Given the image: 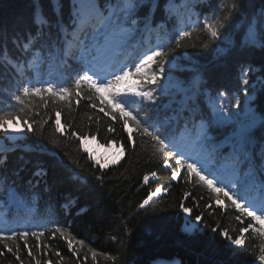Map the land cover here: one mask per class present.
Returning <instances> with one entry per match:
<instances>
[{
  "label": "snow or ice",
  "instance_id": "6c2138e0",
  "mask_svg": "<svg viewBox=\"0 0 264 264\" xmlns=\"http://www.w3.org/2000/svg\"><path fill=\"white\" fill-rule=\"evenodd\" d=\"M49 3L56 14L54 21L47 18L41 5L34 4L32 23L36 26L35 34L22 30L25 25L23 16H19L12 26L11 38L20 47L21 57L10 59L9 64L23 81L10 93L11 101L18 107L0 111V138L7 142L0 147V193L7 196L11 204L24 203L19 199L21 196L35 203L36 186L41 181L48 183L49 169L43 162L36 161L29 170L27 165L33 162L25 161L9 172L7 154L21 147L17 142L22 133L43 136L46 125L52 128L49 139L53 144L59 146L60 137L77 142L83 152L89 153L88 160L99 171L110 163L119 162V157L111 160L107 156L98 158L88 149L87 142L90 138L95 139V135L80 131L72 117L73 103L78 107L81 100H86L89 108L115 122L108 124L109 133L117 131L116 125L127 133V143L119 145L121 155L128 149L134 155L138 149L142 150L151 160L170 169L172 180L183 179L206 186L217 194L214 197L216 204L237 213L235 220L241 227L235 237L227 229L218 231L219 225L212 227L211 232L224 237L230 247L240 249L246 247L245 234L251 232L253 237L261 240L257 259L264 264V140H258L255 135L258 130L264 133V108L255 103L259 96H264V75L253 79L257 66H242L238 89L231 94L218 91L209 97L211 115L206 117L195 105L196 97L201 95L202 79L210 69L182 68L177 57L179 50L189 46L209 49L213 45H216L212 50L217 59L224 63L238 55L256 52L264 55V9L252 16L240 40L234 42L228 38L226 29L243 11L244 0H221L211 17L198 16L195 23L177 17L178 25L173 26L175 31L171 34L167 30L161 33L163 21L154 25L155 11L161 0H104V6L100 0H71L67 21L61 14L63 0H49ZM181 5L188 12L195 9L191 0H164L163 10L171 18ZM141 10L144 11L142 16ZM194 33H204L206 38L199 44L193 43ZM153 35L157 39L154 45L150 43ZM6 38H9L8 27L0 22V39ZM196 39L200 40V37ZM21 40L24 41L22 44L19 43ZM174 70L191 74L184 82H174L170 75ZM259 71L264 73V65L259 66ZM173 90L183 93L185 98L176 107L165 106L162 97L171 98ZM37 97L39 102L34 105ZM40 107L46 110L43 114L36 111ZM65 109L70 119L62 121ZM10 123L14 125L11 128L8 127ZM230 124L235 127L229 136L217 139L213 135L219 126ZM28 173V191L20 193L17 181H22ZM10 176L13 179L10 180ZM150 176L155 177L156 172L143 175L145 185ZM93 178L103 181L102 175L93 174ZM80 179L79 173H60L55 182H78ZM52 187L54 185H49V190ZM164 191L162 185L155 187L138 208L145 209ZM220 194L230 203H226ZM183 195L187 200L192 194L185 191ZM184 200H181L180 208L190 216L192 209ZM74 203L65 202L64 207L70 208ZM206 207L211 209L212 204ZM202 219V214L197 215L195 222L199 224ZM50 222L54 226L49 237L54 239L59 234L76 258V264H85L89 253L93 261L102 255L107 260H117L115 256L87 247L84 240L74 237L58 221ZM204 227L208 228V225ZM185 231L192 245L200 243L196 235L200 231L198 227L186 223ZM30 235L37 241L34 247L39 248L44 230L18 231L5 222L0 227V258L10 254L17 264H24L22 241L28 257L35 264H42L39 255L29 246ZM44 247L47 256L48 246ZM84 248L87 250L81 256ZM55 255L60 258V264L64 258L58 250ZM43 264L52 262L45 260Z\"/></svg>",
  "mask_w": 264,
  "mask_h": 264
},
{
  "label": "trees",
  "instance_id": "16d2710c",
  "mask_svg": "<svg viewBox=\"0 0 264 264\" xmlns=\"http://www.w3.org/2000/svg\"><path fill=\"white\" fill-rule=\"evenodd\" d=\"M100 3L104 6V0H100ZM191 3L195 4L193 11L188 12L181 5L176 15L169 18L163 10L164 0H161L160 7L155 11L154 25L163 21L161 33L167 30L171 34L175 31L173 26L178 25L177 17L184 18L187 23H195L198 16L211 17L218 10L221 0H191ZM34 4L42 6L49 20L56 19L49 0H0V22L7 25L9 37L0 39V111L18 107L10 99V93L23 81L9 64L10 59L21 57L20 47L11 38L12 26L19 16H23L25 25L22 30L25 33L30 31L35 34L36 26L32 23ZM70 7L71 0H63L61 14L65 21L69 18ZM262 9H264V0H244L243 11L235 16L231 27L226 29L228 38L238 42L252 16L258 15ZM143 14L144 11L141 10L140 15ZM197 36L200 40L196 39ZM205 38L204 33H194L192 42L199 44ZM23 42L21 40L19 43ZM156 42V36L153 35L150 43L154 45ZM215 47L216 45H213L209 49H203L189 46L177 52L178 62L182 68L210 69L202 79L201 95L196 97L195 105L206 117L211 114L209 97L215 96L218 91L231 94L238 89L242 66L245 64L257 66V71L252 75L253 79L255 76L264 75L259 71V66L264 65V55L259 52L231 57L224 63L218 60L213 52L212 49ZM190 74L191 72L175 70L170 73L174 82L177 80L184 82ZM181 98H184V94L175 90L171 98L167 95L162 97L164 105L169 99L178 103ZM241 99H243L242 94ZM38 102L39 97L33 101V104ZM255 103L258 107L264 108V96H259ZM171 106L174 107L172 104ZM73 109L72 117L75 124L80 131L94 134L95 139L92 140L96 145L119 147L120 143H127V133L122 132L119 125H116L115 133H109L108 124L115 122L104 117V114L98 110L89 108L86 100H81L78 107L73 103ZM36 111L43 114L46 110L40 107L36 108ZM89 117L92 118L91 121ZM65 119H70L67 109L62 121ZM13 126L11 123L8 125L10 128ZM97 127H99L98 132ZM234 127V124L221 125L214 130L213 135L217 139H222L228 136ZM255 135L258 140H264V133L261 131L258 130ZM51 136L52 128L49 125L45 126L43 136L25 131L17 142L21 147L7 154L9 172L25 161L33 162L27 165L29 170L36 161L43 162L49 169L48 183L41 181L36 186L35 203L21 196L19 199L24 203L8 208V197L0 193V201H2L0 227L6 222L18 231H45V235L39 241V248L34 247L37 243L35 238L29 236V246L39 255L42 264L45 260L58 264L60 258L55 255L57 250L64 258L60 264H76V258L68 251L66 241L59 234L54 239L49 237V231L54 226L50 221H58L74 237L84 240L87 247L117 257V260L112 261L102 255L93 261L89 253L85 264H262L257 259L261 240L253 237L251 232L245 234L244 249L230 247L224 237L211 232L212 227L219 225L218 231L227 229L230 235L235 237L239 234L238 229L241 225L235 220L237 213L230 208L225 209L217 205L214 199L217 194L210 192L206 186L186 182L183 179L172 180L170 169L151 160L146 152L139 149L135 155L131 149H128L118 163L101 172L88 160L89 154L83 152L77 142L65 141L60 137L61 143L57 146L49 139ZM113 140L116 143H109ZM6 143L5 139L0 138V147H4ZM53 160L56 162L54 165L51 163ZM151 171H155L156 176H150L149 183L145 185L143 175ZM60 173L71 175L79 173L81 179L78 182L57 184L55 178ZM93 174L102 175L103 181L95 180ZM29 178L30 173L25 174L22 181H17L16 187L20 193H27ZM11 179L13 177L10 176ZM49 185L54 187L49 190ZM161 185L166 191L154 197L145 209H139L138 204L148 192ZM185 191L192 194L187 200H184ZM220 195L226 203H230L222 194ZM181 200L192 209L190 216L181 210ZM68 201L75 203L70 208H65L64 204ZM209 203L212 204L211 209L206 207ZM28 209L31 211L29 212ZM201 214L202 222L197 224L195 217ZM186 223H191L193 227L200 229L196 233L200 243L192 245L189 242V235L185 231ZM205 224L208 228L204 227ZM20 243L24 264H35L31 257H28L27 249L23 248V242ZM45 245L48 246L47 256L44 255ZM86 250L87 248L81 249V256ZM0 264H17V262L10 254H6L5 257L0 258Z\"/></svg>",
  "mask_w": 264,
  "mask_h": 264
},
{
  "label": "rangeland",
  "instance_id": "374dc122",
  "mask_svg": "<svg viewBox=\"0 0 264 264\" xmlns=\"http://www.w3.org/2000/svg\"><path fill=\"white\" fill-rule=\"evenodd\" d=\"M182 8H184V7L182 6ZM182 19L184 20V18H182ZM87 147L90 150V152L94 153L96 155V157H98V158H103V157L107 156L111 160V159H116L117 157H119V160H120V158L123 156L119 153V147H117L115 145L111 146V147L104 146V145H96V143L92 139L88 140ZM112 165H114V164L110 163L108 165V167L112 166Z\"/></svg>",
  "mask_w": 264,
  "mask_h": 264
}]
</instances>
